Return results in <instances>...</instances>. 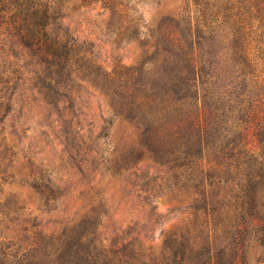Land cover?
I'll return each mask as SVG.
<instances>
[{"label": "rangeland", "instance_id": "obj_1", "mask_svg": "<svg viewBox=\"0 0 264 264\" xmlns=\"http://www.w3.org/2000/svg\"><path fill=\"white\" fill-rule=\"evenodd\" d=\"M62 1V25L88 61L56 92L40 94L26 60L9 44L0 51V72L21 79L0 121V236L87 235L98 249L127 248L139 264H169L178 249L167 245L194 241L204 221L188 190L196 174L174 168L184 140L172 138L170 80L190 51L168 23L182 19L186 0H115L125 7L117 14L115 4ZM203 52L192 56L206 60ZM243 262L264 264V249L250 244Z\"/></svg>", "mask_w": 264, "mask_h": 264}, {"label": "trees", "instance_id": "obj_2", "mask_svg": "<svg viewBox=\"0 0 264 264\" xmlns=\"http://www.w3.org/2000/svg\"><path fill=\"white\" fill-rule=\"evenodd\" d=\"M94 1L115 4L116 14L125 10L115 0ZM62 4L0 0V51L9 44L14 58L26 60L40 94L56 92L88 61L87 50L62 25ZM169 22L182 29L190 51L183 67L176 58L170 80L178 106L171 112L172 138L184 140L174 168L196 174L188 190L204 219L194 241L167 245L178 249L169 253V264H242L250 244L264 249V0H186L182 19ZM196 51L207 59L196 60ZM17 73L0 72V121L11 108L9 91L12 96L19 87ZM37 236H0V264H139L127 248L98 249L87 235L57 242ZM196 247L194 257L187 255Z\"/></svg>", "mask_w": 264, "mask_h": 264}]
</instances>
